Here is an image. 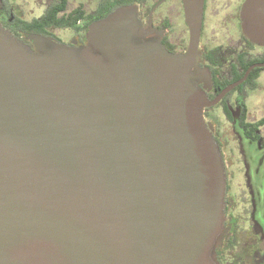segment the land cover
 Segmentation results:
<instances>
[{
  "label": "water",
  "instance_id": "water-1",
  "mask_svg": "<svg viewBox=\"0 0 264 264\" xmlns=\"http://www.w3.org/2000/svg\"><path fill=\"white\" fill-rule=\"evenodd\" d=\"M186 11L187 55L141 41L133 6L77 48L0 24V264H216L226 179L203 112L264 63L209 101L203 0ZM245 15L264 47V0Z\"/></svg>",
  "mask_w": 264,
  "mask_h": 264
},
{
  "label": "flooded vegetation",
  "instance_id": "flooded-vegetation-1",
  "mask_svg": "<svg viewBox=\"0 0 264 264\" xmlns=\"http://www.w3.org/2000/svg\"><path fill=\"white\" fill-rule=\"evenodd\" d=\"M9 1L15 9L24 3ZM31 2L38 3V14L33 18L41 16L47 7V0H30L29 3ZM248 2L249 0H203L196 59L198 67L208 72L210 82L203 81L201 76L194 83L209 101L216 99L229 85L240 81L251 66L264 63V47L253 43L244 30V22L248 20L245 15ZM128 6H133L137 11V18L145 34L141 41L159 43L172 54L187 55L191 40V30L187 23V0H69V11L79 8L84 16L74 27L52 26L48 30L49 34L43 37L68 47L87 46V34L93 23L105 20L118 9ZM5 30L13 36L9 30ZM28 35L24 37L28 43H24L34 50L32 42L27 40ZM251 61L255 62L244 70ZM258 68L263 70L255 79V89H258V81L264 77V67ZM192 71L195 73L194 69ZM248 78L213 105L223 107L226 120L234 129L232 142L227 138H220L216 127L211 129L221 153L226 179L225 221L215 247L216 264H264V172L259 160L254 157L255 149H245V141L264 148V125H261L264 117L251 118L245 99H239L235 94L243 86L251 87L247 82ZM213 106L204 109L207 124L212 120L210 109ZM242 106L247 110L244 116L246 123L253 126L250 131L252 135L246 134L239 125L243 115ZM238 110L235 119V112ZM236 121L240 130L234 128ZM233 144L237 151L232 150Z\"/></svg>",
  "mask_w": 264,
  "mask_h": 264
},
{
  "label": "trees",
  "instance_id": "trees-1",
  "mask_svg": "<svg viewBox=\"0 0 264 264\" xmlns=\"http://www.w3.org/2000/svg\"><path fill=\"white\" fill-rule=\"evenodd\" d=\"M68 2L69 0H47V7L41 16L35 17L31 20H26L17 12V9L13 8L9 0H0V24L3 26V28L9 30L15 38L21 40L22 42L28 43L24 38L25 35L40 34L42 36H47L49 34L48 30L52 26H75L77 21L81 19L84 14L83 11L79 8L69 11ZM254 62L255 61H251L248 65H246L244 67V70H246ZM262 70L263 68H256L250 74L247 82L251 84V88L256 87L255 79L258 73ZM241 75L242 74H240V76ZM241 111H243V115L241 120L239 121V125L241 129H243L245 133L249 135L251 134L250 131H252L253 126L246 123L244 117L247 112L246 107L242 106ZM227 114L230 116V112L228 109ZM261 125H264V118L261 121Z\"/></svg>",
  "mask_w": 264,
  "mask_h": 264
},
{
  "label": "rangeland",
  "instance_id": "rangeland-1",
  "mask_svg": "<svg viewBox=\"0 0 264 264\" xmlns=\"http://www.w3.org/2000/svg\"><path fill=\"white\" fill-rule=\"evenodd\" d=\"M15 1H16V4H20L24 2L22 5H20L17 8V12L20 15H22L24 19L26 20L32 19L34 16L38 14L36 10L37 4H38L37 2L34 4L32 2L29 3L30 0H15ZM238 91L235 94L237 95L239 99H245L246 104L250 108L251 118L258 119V118L264 117V77L258 81V89L243 86ZM210 110H211L210 113H211L212 120L208 121L209 128L213 130L214 127H216L220 135V138H227L229 139L230 142H232L234 140L232 136V131L234 129L230 126V124L226 120V117L223 113V107L213 106L211 107ZM238 113H239V110L235 112V115H236L235 119L237 118ZM234 124H232L234 125V128L239 129L237 121L234 122ZM245 149L246 150L255 149L254 157H256V159L259 160L262 171L264 172V148H262L260 145H256V144L253 145L245 141ZM232 150L237 151L235 144L232 145Z\"/></svg>",
  "mask_w": 264,
  "mask_h": 264
}]
</instances>
